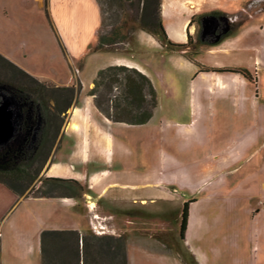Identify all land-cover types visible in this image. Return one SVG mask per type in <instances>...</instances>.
<instances>
[{
    "label": "rangeland",
    "instance_id": "rangeland-1",
    "mask_svg": "<svg viewBox=\"0 0 264 264\" xmlns=\"http://www.w3.org/2000/svg\"><path fill=\"white\" fill-rule=\"evenodd\" d=\"M251 1L254 4H248ZM135 2L125 0L120 6L117 1L100 0L102 24L98 32L106 34L124 20L131 22L136 13L135 7H131ZM217 2L160 0L161 10L168 15V26L173 21L185 23L194 13L217 7ZM260 3L264 0H242L232 10L246 7L247 13H236H242V20H247L248 15L256 16L254 11ZM191 5L195 8L191 9ZM138 31L126 43L109 48V53L134 56L148 64L149 69L150 62H154L157 72L166 68L167 76L159 84V110L150 128L115 127L109 159L89 161L88 168L112 174H151L166 194L161 193L164 200L155 206L126 208L110 207L101 198L98 206L113 214L112 220L103 221L108 228L104 235L124 238L130 264H264V54L257 74L249 72L250 85L240 87L232 101L224 106L214 95L205 96L203 108L199 101L192 108L188 76L169 64L165 50L171 48L158 35H152L155 42L139 44ZM170 31L174 32L172 28ZM54 38L53 45L49 43L48 47L57 53L61 47ZM194 38L197 40L196 33ZM245 42L260 47L263 44L255 35ZM201 48L203 45L195 42L193 49ZM51 60L46 64L55 72ZM98 64V60H87L82 73L85 82ZM0 79L6 80L2 71ZM66 119L67 116L63 124ZM59 147L60 143L54 147L51 158ZM0 189V232L8 247L0 263L40 264L39 232L72 223H60L55 215L50 216L55 209L53 204H60L58 201L48 202V207L39 200L17 202L18 198L8 189ZM84 199L77 200L75 207L86 215L82 219V234L96 235L90 224L93 214L89 215L90 208ZM188 201V226L181 238L180 213ZM87 260L90 264H120L121 259L112 244L92 241Z\"/></svg>",
    "mask_w": 264,
    "mask_h": 264
},
{
    "label": "crops",
    "instance_id": "crops-1",
    "mask_svg": "<svg viewBox=\"0 0 264 264\" xmlns=\"http://www.w3.org/2000/svg\"><path fill=\"white\" fill-rule=\"evenodd\" d=\"M216 1H218L217 7H211L206 11H223L231 16L242 10V6L232 10L235 4L241 3L242 0ZM161 7L160 16L168 40L184 43L187 24L189 26L192 16L199 12L187 18L185 23L173 21L172 25L168 26L165 22L168 15L164 14L165 11L161 10ZM190 8L195 7L191 5ZM100 23L101 13L96 0H0V55L40 81H48L59 87L76 86L78 82L82 85L75 103L68 110L60 147L47 162L42 174L43 178L75 180L82 186H86L88 194L85 195L84 203L90 208L89 215L112 220L113 214L105 212L98 206L97 203L101 198H104L110 207L155 206L164 200L161 193H166L159 188L160 183L154 175H145L139 171L132 173L120 171L118 174L109 173L107 170L90 171L88 163L89 161L106 162L109 159L113 143L111 133L115 127L150 128L153 126L159 110V84L167 76L165 75L167 71L163 68L157 72L154 62H150L149 69L144 61H138L128 54L93 51ZM180 24L182 26H179ZM170 28L174 32L171 33ZM196 29V26L192 28L193 36ZM50 35L51 38L55 36L54 39L62 51L59 49L55 53L49 50L48 44L52 41ZM252 35L258 36L262 41L261 47L245 42ZM136 41L139 44L155 42L152 35L144 31L136 33ZM165 52L169 53L170 66L188 76L192 108L195 107L196 101H199V107L203 108L202 99L212 95L225 106L227 102L233 100L235 92L240 87H247L250 82L237 74L202 72L199 67L243 68L251 74H257L256 69L261 65L264 54V19L254 23L250 20L247 26H242L218 45H203V48L192 56L193 60L177 52L170 50ZM89 58L98 60L99 64L85 82L82 73ZM48 59L54 62L55 72L51 71L50 66L46 64ZM81 61L82 64H80ZM114 65L138 70L150 79L156 90L158 104L152 118L146 124L131 126L112 122L97 110L93 97L88 95L97 72ZM2 187L5 186L0 184V188ZM0 192H2L1 189ZM20 200H39L46 203L43 204L46 207L48 202L50 204V202L58 201L60 204H53L55 209L49 213L50 216L55 215L57 222L72 224L44 230H76L83 233L82 219L86 218V215L76 210L77 200L29 197L19 198L17 202ZM42 231L39 232L38 243L40 264V233ZM7 250V243L5 244L2 240L0 232V257L7 254ZM128 264H130L129 259Z\"/></svg>",
    "mask_w": 264,
    "mask_h": 264
},
{
    "label": "trees",
    "instance_id": "trees-1",
    "mask_svg": "<svg viewBox=\"0 0 264 264\" xmlns=\"http://www.w3.org/2000/svg\"><path fill=\"white\" fill-rule=\"evenodd\" d=\"M96 1L99 5L100 0ZM106 1H117L122 6L125 0ZM131 7L136 9L134 19L131 22L124 20L106 34L98 32L93 51L109 53V48L126 43L136 29L158 35L168 48L178 50V46L170 43L162 26L160 0H136ZM186 58L193 60L192 56ZM199 68L202 72L212 71ZM0 71L6 78L0 79V101L3 97L13 99L12 109L15 112V133L6 144L0 145V184L18 199H84L88 190L75 180L39 178L54 147L60 143L64 117L80 94L81 83L69 87L49 86V82L36 79L2 55ZM231 73L251 82V75L246 69H234ZM88 95L93 97L95 107L105 118L131 126L146 124L158 104L157 93L150 79L127 66L114 65L100 69ZM36 183L40 185L36 186ZM188 207L189 201L184 203L180 213L181 238H184L188 226ZM92 241L108 246L112 244L119 254L120 264H128L127 245L122 236H87L76 230H43L40 233L41 264H90L87 255Z\"/></svg>",
    "mask_w": 264,
    "mask_h": 264
},
{
    "label": "flooded vegetation",
    "instance_id": "flooded-vegetation-1",
    "mask_svg": "<svg viewBox=\"0 0 264 264\" xmlns=\"http://www.w3.org/2000/svg\"><path fill=\"white\" fill-rule=\"evenodd\" d=\"M262 1L263 0H261V2ZM248 4L252 5L254 3L253 1H251ZM258 6L259 7L254 11L256 16L248 15L247 20H242L241 18L242 13H238L230 16L226 12L216 11V10L205 11L193 15L189 22V26L187 24L186 27L185 42L174 43L169 40L170 43L178 46V48H176L178 50L170 49V51L186 53V54L190 52L192 53V55H194L196 52V50L193 49L195 45L194 42H198L204 46L220 44L227 37L237 32L247 21H249L248 18H251V20L256 19L254 17H257L258 20L264 19V3H260ZM160 7H161V3H160ZM242 11L247 13V8L243 6ZM194 26H196L197 28L196 29L197 40L194 39V36L191 33L192 28ZM211 69L212 71L210 72H214V73H231V71H233L234 69H243V68H223V69L211 68Z\"/></svg>",
    "mask_w": 264,
    "mask_h": 264
},
{
    "label": "water",
    "instance_id": "water-1",
    "mask_svg": "<svg viewBox=\"0 0 264 264\" xmlns=\"http://www.w3.org/2000/svg\"><path fill=\"white\" fill-rule=\"evenodd\" d=\"M13 105V99L8 97L0 101V145L6 144L15 133Z\"/></svg>",
    "mask_w": 264,
    "mask_h": 264
},
{
    "label": "built area",
    "instance_id": "built-area-1",
    "mask_svg": "<svg viewBox=\"0 0 264 264\" xmlns=\"http://www.w3.org/2000/svg\"><path fill=\"white\" fill-rule=\"evenodd\" d=\"M105 220H106L105 218H100L98 216L93 215L92 221L90 224H91V229L96 235H104L108 233L107 225L103 224V221Z\"/></svg>",
    "mask_w": 264,
    "mask_h": 264
}]
</instances>
